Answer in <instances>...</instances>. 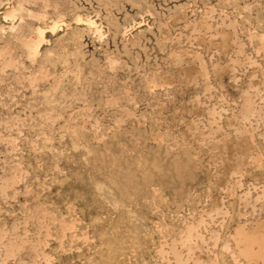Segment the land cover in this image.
I'll return each mask as SVG.
<instances>
[{
	"label": "rangeland",
	"instance_id": "rangeland-1",
	"mask_svg": "<svg viewBox=\"0 0 264 264\" xmlns=\"http://www.w3.org/2000/svg\"><path fill=\"white\" fill-rule=\"evenodd\" d=\"M263 191L264 0H0V264H246Z\"/></svg>",
	"mask_w": 264,
	"mask_h": 264
},
{
	"label": "bare ground",
	"instance_id": "bare-ground-1",
	"mask_svg": "<svg viewBox=\"0 0 264 264\" xmlns=\"http://www.w3.org/2000/svg\"><path fill=\"white\" fill-rule=\"evenodd\" d=\"M11 14H12L11 9L6 8L3 16L6 19V18L12 17ZM57 24L58 23L55 24V22H54V24L52 26L53 29L58 27ZM86 24H88L89 26L92 25V23L90 21H88ZM37 33L39 35L38 37L41 39L43 37V31L41 29H39L37 31ZM30 47L34 48V45L30 44ZM247 101H249V100H247ZM246 103H248V102H246ZM245 104H244V106H245ZM247 105H249V104H246V107H247ZM249 106H251V104ZM247 111H248V109H247ZM263 195H264V191H263ZM237 235H238V233H237ZM237 242H238V245L240 247L239 256L243 257L242 259H244L246 264H264V228L256 229V230H253L251 232H245V231L240 232L238 235Z\"/></svg>",
	"mask_w": 264,
	"mask_h": 264
}]
</instances>
